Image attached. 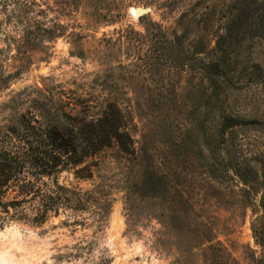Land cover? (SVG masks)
I'll use <instances>...</instances> for the list:
<instances>
[{
	"label": "rangeland",
	"instance_id": "374dc122",
	"mask_svg": "<svg viewBox=\"0 0 264 264\" xmlns=\"http://www.w3.org/2000/svg\"><path fill=\"white\" fill-rule=\"evenodd\" d=\"M30 1L28 18L0 5V133L29 111L95 114L114 101L134 152L113 143L88 160L90 178L60 172L95 200L7 223L0 264H264V126L221 135L202 69L237 0ZM16 15L40 20V41L18 46ZM246 34L226 92L250 115L264 91L246 62L264 70V37Z\"/></svg>",
	"mask_w": 264,
	"mask_h": 264
},
{
	"label": "trees",
	"instance_id": "16d2710c",
	"mask_svg": "<svg viewBox=\"0 0 264 264\" xmlns=\"http://www.w3.org/2000/svg\"><path fill=\"white\" fill-rule=\"evenodd\" d=\"M0 5L6 9L23 5L28 18L27 12L35 4L30 0H0ZM230 9L224 34L214 47L206 50L207 56L202 60L211 96L218 103L217 124L221 135L236 126L254 123L264 126V97L255 100L247 115L231 107L226 92L241 64L236 57L237 42L247 35L246 30L249 36L264 37V0H237ZM15 17L22 25V34L15 39L18 46L40 41V20ZM246 64V68H251L249 81L260 80L264 91V70L257 63ZM3 83L6 78L0 77V84ZM72 111L73 108L62 107L40 108L39 115L29 111L22 114L16 126L0 133V228L13 220L40 224L51 213L59 214L63 209H86L95 200L93 192L67 187L60 183L58 174L75 168L78 177L90 178L93 172L88 160L113 143L124 153L134 152L127 121L116 102H106L95 114H90V110Z\"/></svg>",
	"mask_w": 264,
	"mask_h": 264
},
{
	"label": "water",
	"instance_id": "95a60500",
	"mask_svg": "<svg viewBox=\"0 0 264 264\" xmlns=\"http://www.w3.org/2000/svg\"><path fill=\"white\" fill-rule=\"evenodd\" d=\"M136 12H137V15H142L144 12H146L144 9L142 8H136Z\"/></svg>",
	"mask_w": 264,
	"mask_h": 264
},
{
	"label": "bare ground",
	"instance_id": "6f19581e",
	"mask_svg": "<svg viewBox=\"0 0 264 264\" xmlns=\"http://www.w3.org/2000/svg\"><path fill=\"white\" fill-rule=\"evenodd\" d=\"M132 11H133V13H134L135 15H137V12H136V9H135V8H133Z\"/></svg>",
	"mask_w": 264,
	"mask_h": 264
}]
</instances>
